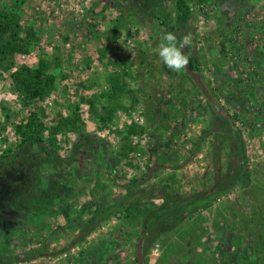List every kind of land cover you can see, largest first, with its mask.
<instances>
[{"label":"rangeland","instance_id":"obj_1","mask_svg":"<svg viewBox=\"0 0 264 264\" xmlns=\"http://www.w3.org/2000/svg\"><path fill=\"white\" fill-rule=\"evenodd\" d=\"M13 1H23L21 24L38 32L40 40L27 52L17 53L8 70L0 67V120L2 107L12 113L0 128V155L17 149L16 127L29 117L42 121L46 129L44 149L31 144L15 167L0 164V261L137 264L142 219L117 213L88 226L90 212L82 211L87 203L100 197L114 201L131 193L130 199L142 195L149 206L160 204L170 189L180 194L208 190L230 158L226 128L207 99L184 70L167 71L160 65L154 51L161 35L169 32L158 17L172 23L174 0H137L156 17L106 0H0V9ZM194 1V16L183 31L189 40L184 52L195 54L204 84L235 115L249 176L212 206L192 214L175 232L147 242L144 263L228 264L224 255L236 249L232 264L257 260L264 264V250L259 251L253 232L246 230L250 223H245L254 210L264 218V0ZM40 56L61 59L51 68L54 87L23 106L11 73L22 64L34 66ZM113 73L124 75L126 90L119 96L122 107L102 122L99 115L104 114ZM69 115L78 117L80 132L92 142L84 141L78 131L63 130L55 134L51 146L48 128ZM131 125H141L143 132L129 136L133 150L115 165V154ZM71 155L70 163L61 161ZM134 178L138 182L128 188ZM36 180L41 188L57 189L52 201L43 204L39 191L27 197L22 184ZM64 209L71 219L68 226ZM260 233L264 239L262 231L256 235ZM207 238L208 248L202 250L200 243ZM210 238L224 243L214 259ZM92 249L98 252L95 257L81 256V251ZM245 251L248 261L241 257Z\"/></svg>","mask_w":264,"mask_h":264},{"label":"trees","instance_id":"obj_2","mask_svg":"<svg viewBox=\"0 0 264 264\" xmlns=\"http://www.w3.org/2000/svg\"><path fill=\"white\" fill-rule=\"evenodd\" d=\"M112 6H118L123 8H134L135 11L141 14H150L142 4L137 0H106ZM137 1V2H136ZM23 1H13L9 7L0 9V67L2 69L8 70L13 64V57L17 53L27 52L33 45L37 44L40 40V34L26 26L21 24L20 8ZM197 2V1H196ZM175 13L172 23L167 22L166 19H160L158 17L159 23L163 24L169 32H174L177 35L178 40L184 39L183 31L188 27L189 20L194 16L195 13V1L194 0H174ZM149 16L156 17L153 13ZM123 15H120V18ZM119 20V18L117 19ZM116 26V25H115ZM184 51V50H183ZM189 55V68L192 73L199 75L198 61L193 53H188ZM113 64H118L117 61H112ZM61 64V59L59 56H55L52 60L40 56L37 63L34 66H28L25 64L20 65L15 71L11 73V77L14 80L15 86L19 92L21 102L23 106H27L30 103L41 98L45 93L54 87L56 75L51 71L54 66H59ZM162 66H164L161 64ZM167 69V68H166ZM170 71V69H167ZM190 80L194 83L196 87L199 88L201 93L207 99L212 113L215 117L219 118L226 128L227 136L230 142V158L227 169L224 172H218L216 179H213V186L208 190H193L189 193L180 194L174 189H170L164 200L160 204L150 203L146 205L145 198L140 195L135 199H130L131 193L128 196L114 201L108 200L107 198L100 197L99 201H90L87 206L82 210L90 215L85 219L87 220V225L90 226L91 223L97 220L108 219L113 214L125 213L129 219L135 220L141 218L139 221L143 224L141 231L138 235L139 238H143L145 243L143 244V250L146 249L148 243L153 239H156L159 234H168L178 230L185 222L190 219V216L197 212L198 210L207 209L212 206L217 198L227 192L237 181H245L249 176V172H246L245 165L247 161L246 156V146L244 140L241 136L240 129L233 122L235 117L230 115L228 111L219 103L217 99L214 98L210 89L206 87L201 76L205 89L209 93L206 95L194 81L190 73L184 70ZM109 91L105 92V100L103 104L104 114H100V120L106 122L111 119L112 114L116 108H121L119 96L125 92L126 86L124 81V75L119 73H113L109 76ZM93 108V101L88 100ZM216 103V106L214 103ZM3 110V121L0 120V128L8 121L11 116V111L2 107ZM223 113L225 115H223ZM81 124L77 116L69 115L66 117H60L55 125L48 128L49 132V143L51 146L55 143V134L59 131H81ZM46 129L44 123L37 118L29 117L28 121L24 124H19L16 127V131L20 137V143L16 150L5 151L4 154L0 155V164L4 167H15V162L18 158H22L23 151L27 146L31 144H36L40 148L43 147V132ZM143 132V127L141 125H131L127 128L125 142L123 143L121 149L115 154L113 163L118 164L122 158L126 157L127 153L133 150V147L129 143V136L134 134H139ZM80 137L83 140H87V143H91V139L88 138L86 134L80 132ZM73 156L62 158L61 161H66L70 163ZM229 170L231 173H227ZM138 182L137 178L130 181L128 188H131ZM25 185V184H24ZM22 186L26 189L27 197L30 198L34 195L33 192L39 191L41 195V200L43 204H46L54 199L57 195V189L46 190L39 186L38 180L30 185ZM33 194V195H31ZM26 195V194H25ZM152 195H150L151 197ZM23 198V197H21ZM22 200V199H21ZM20 200V201H21ZM96 200V199H95ZM25 201V200H24ZM95 206V207H94ZM46 207V206H45ZM92 207H94L92 209ZM67 220V226L71 224V219H69V213L66 209L63 210ZM245 223H250L246 228L248 233H252L253 242L257 244L259 251L264 250V239L261 233L257 234V231H262L264 234V218L258 214L257 210H254L250 217L245 219ZM263 228V230H261ZM89 231V229L87 228ZM199 232V231H198ZM200 236L205 234L203 230L199 232ZM52 236V235H51ZM49 236V237H51ZM152 236V238H150ZM48 237V238H49ZM208 237V236H207ZM219 237V236H218ZM209 238V237H208ZM208 238L201 241L200 248L206 250L208 244ZM220 238V237H219ZM215 239V238H214ZM209 239L211 249V259H214V255L220 254L218 249L219 246L223 247L224 243L220 240H216V244L212 246L211 240ZM46 240L41 247L44 248L46 245ZM212 246V247H211ZM236 246V245H235ZM219 247V248H218ZM263 248V249H262ZM238 250L234 249L232 255L225 254L224 260L228 264H232L235 255ZM100 253V252H99ZM98 252L89 250L81 251V256L95 257ZM101 254V253H100ZM102 255V254H101ZM244 261H248L247 252L245 251L241 255ZM136 260V258H135ZM258 261V260H257ZM257 261H250L249 264H257ZM4 262L0 261V264Z\"/></svg>","mask_w":264,"mask_h":264},{"label":"clouds","instance_id":"obj_3","mask_svg":"<svg viewBox=\"0 0 264 264\" xmlns=\"http://www.w3.org/2000/svg\"><path fill=\"white\" fill-rule=\"evenodd\" d=\"M188 43L187 36L181 41L174 32L170 31L161 35L160 42L154 51L167 69L179 73L189 64L188 52L183 51L185 47H188Z\"/></svg>","mask_w":264,"mask_h":264},{"label":"water","instance_id":"obj_4","mask_svg":"<svg viewBox=\"0 0 264 264\" xmlns=\"http://www.w3.org/2000/svg\"><path fill=\"white\" fill-rule=\"evenodd\" d=\"M186 70L193 77L194 81L198 84V86L200 87V89L206 95H209V93L205 89V86L203 85L202 81L200 80L199 75H197L195 73H192V71L189 68H186ZM214 105L216 106V103H214ZM223 115H225V114L223 113ZM135 258H136L137 264H145L144 263V258H143V238H139V240L137 241L136 248H135Z\"/></svg>","mask_w":264,"mask_h":264}]
</instances>
